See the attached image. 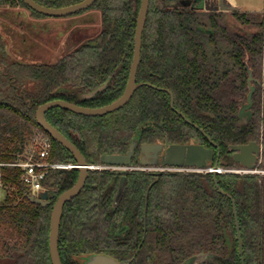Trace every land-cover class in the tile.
<instances>
[{"label": "trees", "instance_id": "1", "mask_svg": "<svg viewBox=\"0 0 264 264\" xmlns=\"http://www.w3.org/2000/svg\"><path fill=\"white\" fill-rule=\"evenodd\" d=\"M36 1L63 6L80 0ZM200 2L149 0L138 86L123 106L101 115L54 106L45 117L89 164H99L102 153L125 152L137 136L138 144L213 146L224 170L214 175L141 168L135 153L113 204L122 173L113 167L89 168L83 187L63 205L62 264H80L78 256L89 253H105L122 264H178L196 252L212 256L197 264H264V173L230 170L241 166L231 156L232 144H264V12L206 9ZM7 5L44 15L22 0H0V6ZM139 5L140 0H94L88 7L100 12L99 31L53 61L9 59L0 33V264H52L51 209L58 194L75 182L78 167L48 171L49 202L42 205L29 198L20 168L9 162L21 156L36 130L50 140V160L75 161L37 123L35 110L54 98L94 107L122 93ZM248 68L255 85L251 117L240 122ZM103 83L92 96H82ZM215 160L216 154L209 165Z\"/></svg>", "mask_w": 264, "mask_h": 264}, {"label": "water", "instance_id": "2", "mask_svg": "<svg viewBox=\"0 0 264 264\" xmlns=\"http://www.w3.org/2000/svg\"><path fill=\"white\" fill-rule=\"evenodd\" d=\"M26 5L31 7L37 12L44 15H65L73 12L80 11L89 5H91L94 0H80L74 3H70L63 6H49L42 4L36 0H22ZM191 0H179L175 1L174 4L187 5L190 4ZM149 0H140V5L137 13L136 24L134 29V44H133V55L129 67L128 78L122 93L114 100L99 106H85L68 101L62 98H54L40 103L35 110V118L37 123L56 141L61 143L65 148H67L73 155L76 163L78 164V176L75 182L64 189L58 194L54 200L51 213H50V223H49V234H48V246L49 255L52 264H62L59 251H58V234H59V224L61 213L64 203L75 196L80 189L83 187L89 166L80 149L68 139L59 129H57L53 124H51L45 117V111L54 106H60L77 113H83L87 115H101L109 111L115 110L123 106L131 97L135 88L138 86L136 82V71L140 61L141 52V41H142V31L144 23L146 20L147 10H148ZM204 8L208 9H230L233 5L225 3L224 0H220V4L204 3ZM248 92L246 94V100L242 101L238 109V117L240 122H247L251 117V103H252V92L254 90V83L250 82L252 80L251 70L248 68ZM106 83L92 89L90 91L82 93V96H92L96 91L100 90L105 86ZM171 96V106L173 105V98ZM246 115V119L242 120L241 116ZM138 145L137 136H133L129 142L128 148L125 152H112V153H102L100 155V164L104 167L117 168L121 173V177L118 183L117 191L115 193L113 204L118 201L124 184H125V172L128 167L131 166V158L135 153ZM230 148L233 150L232 158L234 161L240 163L245 171H252L257 169V157L262 154V163L264 166V145H261L255 140H250L246 143L232 144ZM139 161L144 166H172V167H188L194 168L196 170H202L209 167V163L214 157L213 148L206 146L197 141H189L184 143H167V142H141L139 144ZM217 160L214 162L213 167H217ZM264 169V168H263ZM217 172L213 169V173ZM29 198L34 201L45 205L49 202L48 191L46 189L42 190L38 196L30 195ZM235 223L237 228V236L239 241V250L241 252V244L238 232V224L235 206ZM205 252H196L188 255L182 259L178 264H197L198 262L204 260ZM78 259L80 264H122L115 257L105 254V253H89L84 255H79ZM128 264V263H126Z\"/></svg>", "mask_w": 264, "mask_h": 264}, {"label": "rangeland", "instance_id": "3", "mask_svg": "<svg viewBox=\"0 0 264 264\" xmlns=\"http://www.w3.org/2000/svg\"><path fill=\"white\" fill-rule=\"evenodd\" d=\"M167 1L173 4L175 2V0ZM242 1L246 6L262 12L264 0ZM206 2L209 3L210 0H206ZM100 28V12L94 7L65 15L39 16L31 13L26 6H0V33L6 41L9 59L39 62L56 60L87 37L97 33ZM28 85H32V82H29ZM241 119H246V115H242ZM41 134V131L36 130L26 143L25 148L34 143ZM146 168L156 169L148 166ZM257 168H261L259 172L264 173V167L258 166ZM181 169L196 170L188 167ZM231 169L245 171L242 166ZM211 257L207 254L204 259L210 260Z\"/></svg>", "mask_w": 264, "mask_h": 264}, {"label": "built area", "instance_id": "4", "mask_svg": "<svg viewBox=\"0 0 264 264\" xmlns=\"http://www.w3.org/2000/svg\"><path fill=\"white\" fill-rule=\"evenodd\" d=\"M42 133V132H41ZM50 151V140L43 133L39 135V138L24 149L21 156L12 162L11 164L17 165L20 170V178L22 182L28 187L30 195L38 196V194L46 189L47 186L44 183L46 175L50 169H61L77 167L76 161H53L48 158ZM93 167H104L99 164H88ZM216 169L218 172L224 170L223 167L217 166L216 168L209 166L204 170L213 171ZM257 170V169H255ZM252 170V171H255Z\"/></svg>", "mask_w": 264, "mask_h": 264}, {"label": "flooded vegetation", "instance_id": "5", "mask_svg": "<svg viewBox=\"0 0 264 264\" xmlns=\"http://www.w3.org/2000/svg\"><path fill=\"white\" fill-rule=\"evenodd\" d=\"M192 2V1H191ZM190 2V3H191ZM203 6H204V4H203ZM200 143V142H199ZM259 143V142H258ZM261 144V143H260ZM261 145H264V144H261ZM210 147H212L213 148V146H210ZM213 151H214V149H213ZM139 152H140V149H139V144L137 145V148H136V150H135V153H137V159H138V161H139ZM135 153H134V155H135ZM232 153H233V150L231 151V156H232ZM215 154H216V160H218V157H219V152L217 151L216 153L214 152V156H215ZM133 155V156H134ZM133 156H132V158H131V166L130 167H128V168H131V167H133L134 165L132 164V159H133ZM214 158V157H213ZM257 167H258V165L259 164H262V166H263V163H262V154H260L258 157H257ZM140 162V161H139ZM235 162H237V161H235ZM237 163H239V162H237ZM240 164V163H239ZM214 166V165H213ZM138 167H141V168H146L147 166H144V165H142L141 163H140V165H138ZM148 167H150V168H156V169H164V168H166V169H169V168H175V167H172V166H148ZM264 167V166H263ZM127 168V169H128ZM181 168H185L184 166H182V167H180L179 169H181ZM230 170H236V169H230ZM259 170H261V168L260 169H258L257 168V170H255V172H259ZM237 171H240V170H237Z\"/></svg>", "mask_w": 264, "mask_h": 264}, {"label": "crops", "instance_id": "6", "mask_svg": "<svg viewBox=\"0 0 264 264\" xmlns=\"http://www.w3.org/2000/svg\"><path fill=\"white\" fill-rule=\"evenodd\" d=\"M175 1H179V0H175ZM224 1H225V3H229V4L233 5V8H237V9L239 8V9H243V10H258L256 8L252 9V8H250V6H246L242 0H224ZM203 2L208 3V2H206V0H201V2L199 4L203 5L204 4ZM213 3L220 4V0H210V2L208 4H213ZM261 11L264 12V4H263Z\"/></svg>", "mask_w": 264, "mask_h": 264}]
</instances>
